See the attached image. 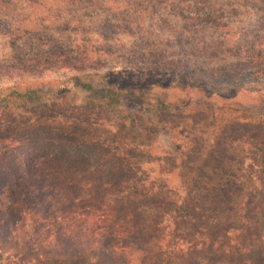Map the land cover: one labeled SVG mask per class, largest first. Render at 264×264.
<instances>
[{
  "label": "rangeland",
  "instance_id": "rangeland-1",
  "mask_svg": "<svg viewBox=\"0 0 264 264\" xmlns=\"http://www.w3.org/2000/svg\"><path fill=\"white\" fill-rule=\"evenodd\" d=\"M223 70L264 81V0H0V97L70 88L38 108L0 107V137L38 147L62 131L93 149L108 145L147 185L179 197L241 169L214 160L213 141L264 137V88L226 80ZM106 87L129 96L107 109L90 92ZM235 147L226 154L247 169L248 188H263V165ZM206 217L193 222L195 244L218 237L225 248L249 235L243 254L264 256V221L248 227L238 217L237 231L226 215ZM204 257L191 264H224Z\"/></svg>",
  "mask_w": 264,
  "mask_h": 264
},
{
  "label": "trees",
  "instance_id": "trees-1",
  "mask_svg": "<svg viewBox=\"0 0 264 264\" xmlns=\"http://www.w3.org/2000/svg\"><path fill=\"white\" fill-rule=\"evenodd\" d=\"M219 75L249 88H264V81L253 82L242 72L223 70ZM68 91L40 95L30 88H11L0 97V107L17 102L38 108ZM90 92L93 101L111 110L129 96L107 87ZM57 134L54 138L50 133L38 147L35 141L0 137V250L6 252L0 264H155L162 258L169 264H191L195 258L204 260V254L222 258L224 264L264 261L260 253L249 260L248 249L243 254L249 235L234 237L235 244L225 248L218 237L197 244V235L188 237L193 222L207 218V212L226 215L237 231L242 223L249 227L264 221V186L250 190L247 169L226 154L244 145L249 160L262 164L264 170V141L255 140L262 135L250 141H213L219 157L214 160H220L221 166L240 167L236 170L241 176L229 170L222 183L216 180L205 190L179 197L158 185H147L116 149L108 145L93 149L70 141L62 131ZM230 228L222 233L230 234Z\"/></svg>",
  "mask_w": 264,
  "mask_h": 264
}]
</instances>
